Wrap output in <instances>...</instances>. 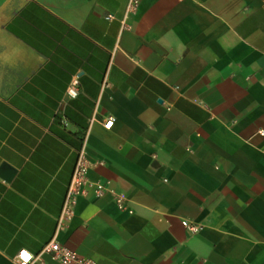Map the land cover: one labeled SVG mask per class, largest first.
<instances>
[{
  "label": "crops",
  "instance_id": "obj_1",
  "mask_svg": "<svg viewBox=\"0 0 264 264\" xmlns=\"http://www.w3.org/2000/svg\"><path fill=\"white\" fill-rule=\"evenodd\" d=\"M127 2L0 0V264L52 237L82 147L108 190L78 198L57 237L70 249L264 264V0Z\"/></svg>",
  "mask_w": 264,
  "mask_h": 264
},
{
  "label": "built area",
  "instance_id": "obj_2",
  "mask_svg": "<svg viewBox=\"0 0 264 264\" xmlns=\"http://www.w3.org/2000/svg\"><path fill=\"white\" fill-rule=\"evenodd\" d=\"M140 0H128L126 11L128 13L135 12L139 6ZM110 84L103 81L102 87L107 88ZM65 93L68 97H75L78 93V78L72 77L69 81ZM114 122L113 116H107L103 121L104 128H111ZM101 160L92 161L88 155L85 147L79 149L76 161L67 185L60 212L56 217L55 229L52 237L43 244L37 254L30 253L24 249L18 251L14 257L16 264H30L35 259H39L40 254H47L51 259L60 264H95V262L87 257H84L76 251L70 249L65 244L58 241L57 237L64 232L75 212V206L79 197L99 196L108 190L107 182L92 180L88 173L90 169L98 164H102ZM113 202L118 210L132 213L130 207V199L123 193H113ZM184 225L189 229L195 230V226L184 221Z\"/></svg>",
  "mask_w": 264,
  "mask_h": 264
},
{
  "label": "water",
  "instance_id": "obj_3",
  "mask_svg": "<svg viewBox=\"0 0 264 264\" xmlns=\"http://www.w3.org/2000/svg\"><path fill=\"white\" fill-rule=\"evenodd\" d=\"M14 173V169L7 163H1L0 165V175L5 178H10Z\"/></svg>",
  "mask_w": 264,
  "mask_h": 264
}]
</instances>
